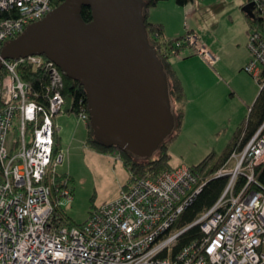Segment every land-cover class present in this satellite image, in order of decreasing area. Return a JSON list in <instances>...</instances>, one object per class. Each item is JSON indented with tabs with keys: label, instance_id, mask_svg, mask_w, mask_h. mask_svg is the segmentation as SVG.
Instances as JSON below:
<instances>
[{
	"label": "built area",
	"instance_id": "built-area-1",
	"mask_svg": "<svg viewBox=\"0 0 264 264\" xmlns=\"http://www.w3.org/2000/svg\"><path fill=\"white\" fill-rule=\"evenodd\" d=\"M255 6L261 24L250 28L252 60L245 70L262 88L264 0H255ZM55 7L56 0H0V13H19L0 18L6 73L0 95V264H264V123L248 138L244 132L209 175L183 165L157 178H139L123 186L118 198L93 209L81 225L63 219L58 208L73 192L67 179L57 185L61 158L54 160V119L64 113L65 73L44 55L2 58L7 41ZM175 46L196 51L211 65L218 60L190 32ZM22 66L48 72L47 103L22 77ZM79 116L89 119L85 109ZM215 178L228 179L218 201L181 225L185 211ZM194 226L201 227L202 236L176 250Z\"/></svg>",
	"mask_w": 264,
	"mask_h": 264
},
{
	"label": "water",
	"instance_id": "water-1",
	"mask_svg": "<svg viewBox=\"0 0 264 264\" xmlns=\"http://www.w3.org/2000/svg\"><path fill=\"white\" fill-rule=\"evenodd\" d=\"M83 7L93 11L89 23ZM145 9L143 0H66L7 41L2 58L46 56L86 86L100 143L136 159L152 155L170 136L177 116L167 72L147 34ZM2 68L0 58V74Z\"/></svg>",
	"mask_w": 264,
	"mask_h": 264
},
{
	"label": "rangeland",
	"instance_id": "rangeland-1",
	"mask_svg": "<svg viewBox=\"0 0 264 264\" xmlns=\"http://www.w3.org/2000/svg\"><path fill=\"white\" fill-rule=\"evenodd\" d=\"M240 1L241 0L191 1L188 7L193 9L190 13L194 11L195 14L194 24L196 26L193 28L196 32L192 31L190 34L196 36L201 44L208 46L202 38L207 37L211 40L213 37L211 36V30L215 28V32H223L229 29L231 31L234 30V28L238 26L237 16L240 14ZM225 16L234 18L237 24L235 26H231L228 22L225 24V22L222 21V18ZM186 20L188 23L191 21L190 18ZM188 23L185 24L187 30L188 28L192 29L189 27ZM247 47L249 49V33ZM187 50L191 49H181L178 54L172 56V60L177 64L178 59H183V61H181V66H183L182 70L189 77H193V75H196V71L204 68L203 65L195 59L197 58L196 56L187 58ZM249 52L250 62L252 60L250 49ZM196 53L195 51V54ZM197 55L204 58L201 54ZM218 79H221V81H218L220 82L219 84H215L214 82L211 83L212 91L210 96L213 102L211 105L209 102L205 107H201L198 106L199 104L197 101H194L191 103L192 105L189 103L187 109L185 107V112L189 110L188 115L189 112L190 115H192L188 121V123H190L187 124L188 126L186 127L188 129L194 128V130L188 132L187 129L186 133H182L177 137L175 142L171 144V164L174 168L183 165L190 167L195 166L211 153H215L216 157L213 164L216 163L228 146L238 126L244 119L250 116L251 107L255 103L253 99H255L261 91L259 82L245 69L234 72V74L231 75H221ZM188 80L190 83L191 78ZM208 81L209 78H203V80L199 82L200 85H205L209 83ZM232 88H236L239 95L233 97ZM171 105L175 116H177V111L182 105L173 97H171ZM78 118L82 125V131L79 135V147L74 151L65 148L60 149L58 158H61V162H59L56 169L63 181L65 179L68 180L73 192V199L65 202L60 210L73 221L83 223L88 219L93 209L111 199L116 191L119 190L123 179L130 178L132 173L124 166V159L119 151L109 150L103 152V155L91 152L86 144L87 138L84 125L86 126L87 124L80 116H78ZM15 124H18V121H16ZM177 130L178 128L176 125L172 129L170 136ZM31 135L32 131L29 133V138ZM158 154L159 150L155 151L152 155L139 159L150 160L155 158ZM121 189L119 192H121Z\"/></svg>",
	"mask_w": 264,
	"mask_h": 264
},
{
	"label": "trees",
	"instance_id": "trees-1",
	"mask_svg": "<svg viewBox=\"0 0 264 264\" xmlns=\"http://www.w3.org/2000/svg\"><path fill=\"white\" fill-rule=\"evenodd\" d=\"M66 0H56V6L61 5ZM146 3V30L148 37L153 45L156 46L158 50V56L162 63L164 64L165 70L168 75V81L170 85V96L175 98L180 105L184 102L186 98V91L183 80L179 76L175 66L172 62V56L178 54L181 49L175 46V42L182 40L185 38L184 36H179L177 38H167L165 36L164 25L161 23H154L148 19V12L151 8L156 7L159 3L164 0H143ZM178 5L186 6L193 0H175ZM254 2L255 13L254 17H250V26L248 33L250 32V28L253 27L256 23L261 24V17L259 16L256 6L255 0H248ZM19 13L17 10L4 11L0 13V18H11L18 17ZM82 16L85 22L89 23L93 20V11L90 7H83ZM20 73L22 77L32 82L34 88L39 92L40 99L47 103L48 98V72L46 71H37L33 72L31 67L22 66L20 67ZM6 76L5 71L3 70L0 74V95L1 89L3 85V80ZM264 76V71H263ZM64 96L66 98V104L64 107V113H75L76 115H80L83 109L87 111L89 114L88 107V91L86 86L79 80H73L69 78L65 74V88H64ZM184 109L183 107L179 108L177 111V128L178 130L169 136L160 146L159 154L153 159H136L127 151H122L116 147H106L102 143H100L96 137L94 128L89 119L86 122L88 128V144L95 148L100 152H106L109 150L119 151L124 159L125 166L131 171L132 176L128 183L133 182L139 178H157L161 173L166 170H172L174 167L171 164L172 154L170 152V146L178 137L179 132L181 130L183 119H184ZM264 123V86L261 88L260 94L254 105L251 107L250 116L243 120V122L238 126L234 135L230 139V142L224 152L222 153L220 159L213 164V161L216 157L215 153H211L204 160H202L199 164L195 166H191V169L196 172L203 174L204 176L209 175L216 170H218L221 165L227 160L230 156L231 152L237 147L238 142L242 134L245 132L246 137L251 136L262 124ZM56 144L54 148V160L58 157L60 153L57 132L55 135ZM241 149V147H240ZM261 179L264 181V173L261 174ZM57 185H62V178L58 175ZM228 179L227 178H215L208 182V184L204 187L203 191L198 195L195 202L185 211L181 225L185 226L187 224L192 223L195 218L206 209L212 207L220 198L223 193L225 187L227 186ZM127 185V184H126ZM125 185V186H126ZM61 207L58 208L59 214L63 217V219L71 224V225H81V223H77L73 221L71 218L67 217L65 213L60 210ZM202 236V230L200 226H194L187 230L180 238L179 244L176 250L181 249L185 245L191 243L192 241L200 238Z\"/></svg>",
	"mask_w": 264,
	"mask_h": 264
},
{
	"label": "crops",
	"instance_id": "crops-1",
	"mask_svg": "<svg viewBox=\"0 0 264 264\" xmlns=\"http://www.w3.org/2000/svg\"><path fill=\"white\" fill-rule=\"evenodd\" d=\"M253 1L248 0H241L239 4V12L240 14L237 16V23L238 26L234 28V30H227V31H216V28L211 30V36L212 39L209 40L207 37L202 38L206 43L208 49H210L213 54L218 56V60L215 64L211 65L208 61H206L203 57L200 55L195 54V51L192 52V50H187L188 57L196 56V60H198L202 65L204 69L198 70L195 72L196 75H193V77H189L182 69L183 66H181V61L183 59H178V62H173L175 69L177 70L179 76L183 80L185 91H186V98L185 102L182 103V107L185 112V107L189 106V103H193L194 101L199 104L198 106L205 107L206 105H210L213 103L211 98V83L219 84L221 79H218V77H221V75H231L234 74V72H238L239 70H244L245 66L250 60V52L247 47L248 42V30L249 26L251 24L250 17H252L251 13H255V8L253 5ZM193 10L191 7L189 8L187 6H181L176 3L175 0H164L161 3H159L156 7H153L148 12V19L151 22L154 23H161L164 25L165 29V36L167 38H177L179 36H184L188 32H192L196 30L193 28L196 25L195 22V14L194 11L190 13V11ZM187 18H190L191 21L188 23ZM194 19V20H193ZM230 19V20H229ZM222 21L225 22V24L228 22L231 26H235L237 23L234 18L227 16L222 18ZM188 23V28L185 26V24ZM194 59V60H195ZM186 60V59H184ZM188 60V59H187ZM189 78H191L189 83ZM203 78H209V83L205 85H200V80H203ZM210 85V87H209ZM201 88V89H199ZM233 93L232 96L238 94V90L236 88H232ZM200 90V91H199ZM234 94V95H233ZM259 94V92H258ZM258 96H256L255 99H253V102H256ZM187 101V103H186ZM192 105V104H191ZM188 111L186 110L184 114L183 124L181 127V130L179 132L180 136L182 133H186L187 131V124L190 120V112L188 115ZM55 124L57 126V138L59 143L60 149H68L70 151H74L79 147V135L82 131V125L80 124V119L75 113H62L55 117ZM194 125V124H193ZM195 127V125H194ZM84 128L86 129V138L88 137V128L87 125H84ZM194 128L188 129V132L193 131ZM177 139V138H176ZM175 139V140H176ZM175 142V141H174ZM86 144L90 148L91 152L96 153L98 155H103V152H100L96 150L95 148L91 147L86 139ZM170 146V151H171ZM125 166V163H124ZM173 166V165H172ZM126 167V166H125ZM174 167V166H173ZM130 178H124L122 184H120L119 190L116 191V193L111 197L110 200L112 201L116 198H118L120 194V189L128 184ZM107 202V201H105Z\"/></svg>",
	"mask_w": 264,
	"mask_h": 264
}]
</instances>
